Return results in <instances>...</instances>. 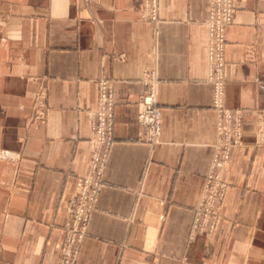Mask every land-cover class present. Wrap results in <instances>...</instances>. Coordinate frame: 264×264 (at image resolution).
I'll return each instance as SVG.
<instances>
[{
    "label": "crops",
    "instance_id": "1",
    "mask_svg": "<svg viewBox=\"0 0 264 264\" xmlns=\"http://www.w3.org/2000/svg\"><path fill=\"white\" fill-rule=\"evenodd\" d=\"M141 1L0 0V264L59 263L99 80L112 86L114 142L77 264H264V0H235L225 32L224 106L243 111L242 143L221 171L213 235L194 237L217 138L208 0H157V24ZM147 70L155 147L136 123Z\"/></svg>",
    "mask_w": 264,
    "mask_h": 264
},
{
    "label": "built area",
    "instance_id": "2",
    "mask_svg": "<svg viewBox=\"0 0 264 264\" xmlns=\"http://www.w3.org/2000/svg\"><path fill=\"white\" fill-rule=\"evenodd\" d=\"M235 8V0H208L204 23L207 31V82L212 86L217 138L213 146L210 172L204 180L194 213L191 237L198 234L213 235L226 192L221 171L229 164L231 151L242 143L243 111L231 110L224 106L225 32L233 22ZM137 11L143 21L158 23L157 0H142ZM142 84L144 91L137 105L136 116L138 140L155 147L161 143L162 131L156 73L152 70L144 71ZM113 108L112 86L106 80H99L97 106L86 113L91 130L88 141L91 154L90 170L74 180V190L66 207L67 219L63 226V242L58 264H77L88 225L98 209L103 188V172L114 142Z\"/></svg>",
    "mask_w": 264,
    "mask_h": 264
}]
</instances>
